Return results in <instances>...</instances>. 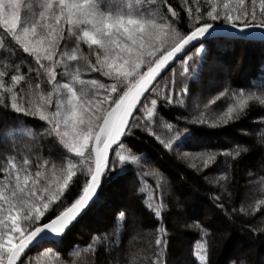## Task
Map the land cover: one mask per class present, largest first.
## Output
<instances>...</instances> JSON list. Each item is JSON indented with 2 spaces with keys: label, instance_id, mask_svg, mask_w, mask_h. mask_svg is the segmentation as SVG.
<instances>
[{
  "label": "snow or ice",
  "instance_id": "obj_1",
  "mask_svg": "<svg viewBox=\"0 0 264 264\" xmlns=\"http://www.w3.org/2000/svg\"><path fill=\"white\" fill-rule=\"evenodd\" d=\"M256 29L264 35V0H40L38 10L21 0H0V37L17 53L28 54L0 68V112L13 113L16 121L43 122L38 133L28 131L32 143L23 147L9 141L11 132L0 136V264H39L38 257L29 256L33 249L43 248L39 255L44 256L59 250L80 220L104 207L105 188L126 171L112 167L140 162L125 144L136 130L162 149L185 148V141L199 140L198 126L238 119L249 100L264 105V95L243 91H232L237 106L215 116L209 115L213 100L203 110L188 103V81L196 79V62L208 55L206 41L219 30L255 34ZM177 60L179 83L172 68ZM168 68L171 74L158 80ZM228 93L225 87L214 99ZM160 107L180 113L175 123L159 115ZM157 127L166 130V138ZM178 155L193 161L198 172L217 156ZM151 175L143 173L141 181ZM156 176V188L162 189L163 176ZM154 199L147 207L160 218ZM124 216L121 211L119 219ZM200 231L195 256L207 264L212 233ZM156 232L148 264H166L168 232L163 223ZM92 242L100 243V237ZM87 251H93L92 244ZM67 254L80 253L70 249Z\"/></svg>",
  "mask_w": 264,
  "mask_h": 264
},
{
  "label": "trees",
  "instance_id": "obj_2",
  "mask_svg": "<svg viewBox=\"0 0 264 264\" xmlns=\"http://www.w3.org/2000/svg\"><path fill=\"white\" fill-rule=\"evenodd\" d=\"M21 3H31L38 10L40 0H21ZM0 39L4 41V47L0 48V68L11 65L17 55H28L22 50L17 53L7 38ZM206 47L207 57L196 62V79L188 81L190 105L198 104L203 110V105L213 100L209 115L215 116L227 112L230 106H237V97L231 95L232 91H243L245 96L249 92L264 95V41L215 37L206 41ZM82 51L87 54V45L82 46ZM172 68L178 70L179 83L182 71L179 61ZM172 68L160 80L169 76ZM225 87L229 93L215 100ZM158 111L172 123L180 114L168 107H160ZM13 115L0 112V136L11 132L10 142L20 147L31 144L28 131L38 133L43 122L16 121ZM198 127L202 129L195 144L185 141V148L174 146L172 150L162 149L158 142L136 130L125 144L140 157V162L116 163L112 167V171L121 168L126 171L105 188V206L80 220L59 250L53 248L52 254L44 256L39 255L43 248L33 249L29 256L38 257L39 264H148V258L154 259L156 228L163 223L168 232L166 264H179L182 258L185 264H200L195 246L201 239V228L212 233L207 264H231L232 261L239 264L241 260L243 264H264V204L260 203L264 201V105L258 100H249L238 119ZM156 130L166 138V130L160 127ZM236 148L246 151L240 156L225 155ZM181 152L216 153L217 156L208 168L198 172L191 166L193 161L179 157ZM195 163L200 165L198 160ZM149 172L153 175L141 181V175ZM156 173L163 176L162 189L156 188ZM153 196L152 202L160 206V218L147 207L148 199ZM178 203L182 207L178 208ZM121 211L125 212L123 219H119ZM93 236H99L101 242L94 244ZM90 244L91 252L87 251ZM70 249L80 254L69 256Z\"/></svg>",
  "mask_w": 264,
  "mask_h": 264
},
{
  "label": "water",
  "instance_id": "obj_3",
  "mask_svg": "<svg viewBox=\"0 0 264 264\" xmlns=\"http://www.w3.org/2000/svg\"><path fill=\"white\" fill-rule=\"evenodd\" d=\"M216 37H231V38H244V39H250V40H258V41H264V35H261L260 34V30L259 29H256L255 30V34H253L252 31L250 32H245V33H230V34H225L223 30H219V34L216 36ZM215 38V37H213ZM203 39V38H201ZM190 50V49H189ZM178 61V60H177ZM176 61V62H177ZM175 62V63H176ZM172 63V62H170ZM174 63V64H175ZM172 64V66L174 65ZM170 68L167 69V71L169 70ZM167 71H163L162 70V73L161 75L157 78L158 80L162 77V75L167 72ZM155 83V82H154ZM110 155H112L111 153V150H110Z\"/></svg>",
  "mask_w": 264,
  "mask_h": 264
},
{
  "label": "rangeland",
  "instance_id": "obj_4",
  "mask_svg": "<svg viewBox=\"0 0 264 264\" xmlns=\"http://www.w3.org/2000/svg\"><path fill=\"white\" fill-rule=\"evenodd\" d=\"M182 260H184V259L182 258ZM182 260L180 261V263H179V264H185V262H184V261H182Z\"/></svg>",
  "mask_w": 264,
  "mask_h": 264
}]
</instances>
